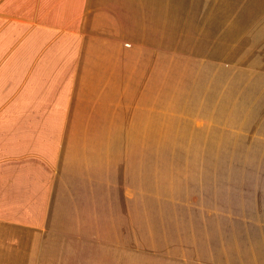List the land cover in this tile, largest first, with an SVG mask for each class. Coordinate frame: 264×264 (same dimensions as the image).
<instances>
[{
    "label": "crops",
    "instance_id": "0c3cea01",
    "mask_svg": "<svg viewBox=\"0 0 264 264\" xmlns=\"http://www.w3.org/2000/svg\"><path fill=\"white\" fill-rule=\"evenodd\" d=\"M149 5L150 0H0L2 232L20 230L34 237V247H53V216L83 204L85 184L103 185L108 201L111 189L116 197L118 148L98 137L149 134L152 122L163 128L166 112L173 120H191L193 128L210 125L215 91L225 119L237 126L256 121L249 133L240 127L223 131L264 136V64L253 63L242 74L230 70L222 84H214L207 70L211 50L191 70L190 54L149 47L140 26L148 22ZM253 153L252 177L198 180L235 184L234 192L215 197L236 200L237 214L252 216L251 243L185 246L173 238L162 264H264V143Z\"/></svg>",
    "mask_w": 264,
    "mask_h": 264
},
{
    "label": "rangeland",
    "instance_id": "374dc122",
    "mask_svg": "<svg viewBox=\"0 0 264 264\" xmlns=\"http://www.w3.org/2000/svg\"><path fill=\"white\" fill-rule=\"evenodd\" d=\"M147 14L148 22L140 26L149 47L162 46L166 55L190 54L191 70H198L196 58L211 50L207 70L214 84H222L230 70L242 74L253 63L264 64V0H150ZM216 92L207 127L193 128L191 120H173L166 112L163 128L152 122L149 134L98 137L97 142L110 139L118 148L116 197L111 189L108 201L103 185L85 184V202L53 216L51 239L38 238L53 247H34V237L20 230H0V264H162L173 238L185 246L249 245L252 216L237 214L236 200L215 197L234 192L235 184L198 180L252 177L253 149L264 136L247 134L256 121L237 126L225 119ZM223 127L247 133L235 136Z\"/></svg>",
    "mask_w": 264,
    "mask_h": 264
}]
</instances>
